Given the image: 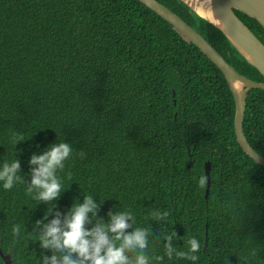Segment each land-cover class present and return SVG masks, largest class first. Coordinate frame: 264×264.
Wrapping results in <instances>:
<instances>
[{
	"label": "trees",
	"instance_id": "trees-1",
	"mask_svg": "<svg viewBox=\"0 0 264 264\" xmlns=\"http://www.w3.org/2000/svg\"><path fill=\"white\" fill-rule=\"evenodd\" d=\"M157 1L240 74L264 81L183 2ZM235 13L264 44L263 27ZM234 117L222 72L138 0H0V160L17 149L27 172L31 152L56 136L82 151L66 162L71 179L57 201L61 211L82 189L106 198L101 217L113 205L130 207L153 241L162 232L196 236V264H264V168L237 142ZM243 131L264 156V90L248 93ZM13 133L25 139L15 147ZM32 206L23 184L0 189V248L12 264H38L40 249L29 232L45 205ZM150 208L166 210L168 219L146 218ZM150 250L162 253V245Z\"/></svg>",
	"mask_w": 264,
	"mask_h": 264
},
{
	"label": "clouds",
	"instance_id": "clouds-1",
	"mask_svg": "<svg viewBox=\"0 0 264 264\" xmlns=\"http://www.w3.org/2000/svg\"><path fill=\"white\" fill-rule=\"evenodd\" d=\"M205 2L212 5V0ZM220 27L223 28L222 20ZM24 140L17 133L10 137L14 147ZM36 149L29 156V169L24 173L15 155L17 149L10 159L0 160V189L9 190L14 185L23 184L25 193L33 202L29 209L41 203L45 205L42 215L31 222L29 232L40 249L38 264H163L165 258L196 264L201 251V241L196 236L184 240L177 237L175 231L162 232L153 241L149 226L137 223L134 211L128 206L113 205L115 211L109 210L106 218L101 217L97 213L106 198L80 188L81 192L72 198V203L61 211L57 201L70 186L65 181L71 179L66 162L74 154L83 157L84 153H74L73 145L57 136L43 148L37 145ZM199 184H204L203 177L199 178ZM146 218L166 221L168 212L150 208ZM17 231L14 227L13 232ZM176 240L181 243H175ZM154 244L162 245V253L150 250V245Z\"/></svg>",
	"mask_w": 264,
	"mask_h": 264
},
{
	"label": "water",
	"instance_id": "water-1",
	"mask_svg": "<svg viewBox=\"0 0 264 264\" xmlns=\"http://www.w3.org/2000/svg\"><path fill=\"white\" fill-rule=\"evenodd\" d=\"M138 1L171 24L222 72L235 102L234 130L237 142L246 155L264 168V156L251 147L243 131L247 95L253 89L264 90V81H253L240 74L196 29L165 5L157 0ZM180 1L200 18L215 26L240 56L264 78V44L235 13L236 10L255 19L264 29V0H212L210 8L213 20L200 16L187 2ZM220 20L223 22V28L220 27ZM205 176L207 197L211 183L209 162L205 165ZM0 256L4 264H12L10 254H4L1 248Z\"/></svg>",
	"mask_w": 264,
	"mask_h": 264
},
{
	"label": "bare ground",
	"instance_id": "bare-ground-1",
	"mask_svg": "<svg viewBox=\"0 0 264 264\" xmlns=\"http://www.w3.org/2000/svg\"><path fill=\"white\" fill-rule=\"evenodd\" d=\"M191 8L198 13L200 16L213 20L211 8L206 4L204 0H184Z\"/></svg>",
	"mask_w": 264,
	"mask_h": 264
}]
</instances>
